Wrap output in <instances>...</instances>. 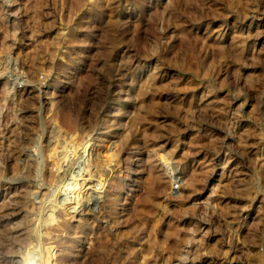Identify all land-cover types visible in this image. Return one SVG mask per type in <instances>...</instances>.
<instances>
[{
    "label": "rangeland",
    "instance_id": "rangeland-1",
    "mask_svg": "<svg viewBox=\"0 0 264 264\" xmlns=\"http://www.w3.org/2000/svg\"><path fill=\"white\" fill-rule=\"evenodd\" d=\"M0 264H264V0H0Z\"/></svg>",
    "mask_w": 264,
    "mask_h": 264
},
{
    "label": "bare ground",
    "instance_id": "bare-ground-1",
    "mask_svg": "<svg viewBox=\"0 0 264 264\" xmlns=\"http://www.w3.org/2000/svg\"><path fill=\"white\" fill-rule=\"evenodd\" d=\"M72 140H73V139H72ZM69 141H71V140H69ZM71 143H72V142H71ZM71 143H69V144H71ZM80 143H81V142H80ZM80 143H79V144H80ZM72 144L74 145V143H72ZM68 146H69V145H68ZM61 147H62V146H61ZM72 147H74V146H72ZM77 147H78V146H77ZM77 147H75V148H77ZM69 148H70V147H69ZM75 148H74V150L76 151ZM62 152L64 153V152H68V151L65 150V151H62ZM62 152H61V154H62ZM70 153H71V152H70ZM64 154H65V153H64ZM64 154H62L61 156L63 157ZM68 155H69V154H68ZM61 156H60V157H61ZM62 157H61V158H62ZM66 157H67V156H66ZM86 179H87V178H86ZM41 205H42V204H41ZM69 207H70V206H69ZM40 217H41V216H40Z\"/></svg>",
    "mask_w": 264,
    "mask_h": 264
}]
</instances>
